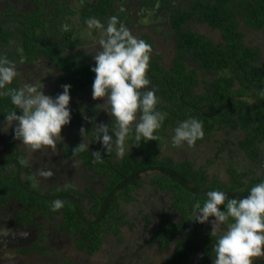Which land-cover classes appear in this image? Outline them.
<instances>
[{
    "label": "trees",
    "instance_id": "1",
    "mask_svg": "<svg viewBox=\"0 0 264 264\" xmlns=\"http://www.w3.org/2000/svg\"><path fill=\"white\" fill-rule=\"evenodd\" d=\"M134 1L36 0V5L28 14H13L7 25V34L16 33V38H34L41 42L34 46L26 44L29 57L43 53L44 58H50L61 67L59 82L71 85L69 107L72 123L89 131L86 135L89 148L75 153L86 167L105 177L103 190L106 192L105 202L111 214L110 220L107 221L104 216L103 223L97 216L89 229L75 209L72 215L74 229L83 235L81 239L77 238L76 247L86 253L100 249L101 228L107 223L108 229L119 235L121 227L128 220L125 211L114 216L113 208L121 207L122 202H132L136 196L134 192L149 184L154 192L163 194L162 200L169 207L153 226L149 221L150 214H143L149 244L152 246L156 243L160 251L168 250L162 254V262L195 264L191 257L197 255L200 264H210L215 256L212 244L220 233L216 231V235H211L206 222L194 220V205L197 202L202 205L206 199L205 193L212 189L224 191L228 197L247 195L253 184L264 179V63L261 47L244 40L245 30L249 29L264 36V0H196L198 5L188 3L186 9L178 7L175 11L171 10V16L167 14L166 17L171 25L163 28V33H169L174 44L169 64H165L161 54L155 50L154 35L143 28L145 26L148 30V26L152 25L142 23V19L153 11L147 10V14H143L145 11L141 12L140 6ZM143 2L155 7L162 5L167 9L174 5L170 0ZM134 6L137 11L132 10ZM111 16L118 17L120 23L150 45L148 87L154 88L159 98L157 108L167 113L161 127L155 132V140H142L136 145L133 134L126 141L122 157L116 155L115 149L105 154L101 144L95 141V133L91 131L95 123L110 124L111 117L96 106V101L90 104L89 99L86 100L91 95L87 91H92L95 73L90 71V66L95 61L92 52L86 53V48L81 47L86 43L80 40V35L72 31L74 28L79 33L87 31L89 28L85 20L89 17L98 18L106 26ZM194 16H199L219 34L209 35L192 25H185V21ZM50 25H58V37L63 40L59 46L52 45L46 38L52 32V29H47ZM68 27L69 32L66 34L59 30ZM90 30L93 34H99L95 29ZM138 30H142V33L138 34ZM56 35L54 33L51 37L56 38ZM159 36L163 38V35ZM78 47L81 48L76 50V56L70 53ZM62 90L61 87L59 92ZM58 93L55 92L53 96ZM2 102L4 105L0 104V115L14 107L11 105L6 108L5 102H10L6 96H0ZM188 117L202 121L203 135L195 142L211 137L217 129L230 128L236 132L237 136L233 139L235 150H238L236 159L221 158L219 163L227 177L224 180L216 174L210 175L204 163L199 165L196 159L186 156L185 152L180 153L188 151V144L177 146L166 139L167 134L173 133L177 123ZM80 142L76 140L75 147ZM216 142L222 148L220 141ZM171 148L180 150L172 156L169 153ZM95 150L104 155L101 160L94 159L92 151ZM102 214L99 212V215ZM173 214L178 215V220L173 219ZM220 228L225 229L226 224H221ZM119 257L120 264H123V260L129 262L121 254ZM254 264H264V255L256 257Z\"/></svg>",
    "mask_w": 264,
    "mask_h": 264
},
{
    "label": "clouds",
    "instance_id": "2",
    "mask_svg": "<svg viewBox=\"0 0 264 264\" xmlns=\"http://www.w3.org/2000/svg\"><path fill=\"white\" fill-rule=\"evenodd\" d=\"M85 24L99 33L93 41L94 54L91 55L95 61L90 66V71L95 73L91 95L93 99L103 100L100 110L111 117L110 124L95 123L91 131L105 154L115 149L116 155L122 157L130 136L134 134L136 145L142 140H155V132L167 116L157 108L159 98L155 89L148 87L150 45L134 35L116 16L109 17L106 26L96 17L87 18ZM17 75L15 63L0 57V96L8 97L14 106L4 115V121L12 126L14 138L33 153L45 147L54 152L57 140L62 139V126L71 119V85H62L63 90L51 96L33 81L10 87ZM79 131L83 140L73 152L89 148L85 142L89 131L83 126ZM202 135V121L188 117L174 127L171 142L177 146L191 145ZM92 155L95 160L104 156L99 150L92 151ZM51 175L50 169L36 168L35 174L27 179L36 188L39 184L36 177ZM205 196L202 205L200 202L194 205V220L204 223L211 217V235H216L219 226L226 224L212 244L215 253L212 264H253V257L264 255V179L253 184L247 195L241 197H228L218 189L207 191ZM63 206L62 199L51 202L53 210Z\"/></svg>",
    "mask_w": 264,
    "mask_h": 264
},
{
    "label": "flooded vegetation",
    "instance_id": "3",
    "mask_svg": "<svg viewBox=\"0 0 264 264\" xmlns=\"http://www.w3.org/2000/svg\"><path fill=\"white\" fill-rule=\"evenodd\" d=\"M170 1H173L175 6H168L169 13L159 16L161 18L159 23L162 19H166L167 14L169 17L171 16V10L175 11L178 7L181 10L186 9L188 3L198 5L196 0ZM140 2L143 3L140 7H145L142 12L151 10L153 13H150L153 15L157 14L160 7L161 9L165 7L162 5L155 7L147 4L148 7L143 0H140ZM35 5L36 0L35 2L34 0H0V50L3 52L0 57L16 64L18 75L12 82L14 87H20L28 81L23 74V67H31L26 65L25 62L22 67L19 66V60L29 61L37 57L43 64L46 59L42 56L43 53L33 55L32 58L28 54L26 44L34 46L35 44H41V42L34 38L29 40L16 38V33L7 34L9 31L7 25L10 23L13 14L16 12L28 14ZM159 14H161V11H159ZM187 20L185 25H209L202 21L199 16ZM168 25H171V23ZM47 29H52V32L48 33L46 37L53 43L52 45H61L60 43L63 40L59 38L60 36L58 37V25H50ZM59 30L66 34V32H69V27L65 30L63 28ZM43 33H46V31ZM54 33L57 34L56 38L51 37ZM79 38L83 41L81 37ZM45 62V66L39 68L36 82L34 80L33 82L38 86H43L45 94L53 96L54 87L57 86L60 89L62 87V82H59L58 77L61 67L51 60H45ZM47 71L51 73L50 83L44 79ZM32 74L37 75V71L33 70ZM41 79L43 81L40 82ZM9 86L12 87V84ZM90 93L89 90L87 94ZM89 97H86V100L89 99L90 104L96 101V106H99L98 101L101 99H93L92 95ZM0 104H3V102ZM5 104L6 108L11 106L10 102H5ZM4 115H0V264H44V261H46L45 264H59L60 259L70 263L69 258H64L63 254L68 253L71 248L79 250L76 247L77 238L81 239L83 236L79 230L74 229L72 215L75 214V209H77L78 215L86 221L85 226H88L89 229L92 226L91 222H94L97 216L100 217L99 219L103 223L104 216L107 221L110 220L111 214L107 211L108 205L105 202L106 192L103 190V179L105 177L86 167L80 156L73 152L74 142L82 140L80 127L73 124L71 119L67 125L62 126V139L57 140L54 152L45 147L33 153L28 146L14 138L12 126L4 121ZM14 124L15 122H13ZM67 128L68 133H65ZM69 131L70 138L66 136ZM36 168L50 169L52 175L50 177H36L39 184L38 187L33 188L27 177L34 175ZM72 173L74 177L70 178ZM78 173H81L83 177L82 184L84 186L82 190L76 191L75 182L77 177H75V174ZM57 198L64 201V206L53 210L51 202ZM160 207L161 209L165 208L164 212L169 208L167 205ZM113 209L114 216L116 213L124 211L123 207ZM83 210L85 213L92 215L93 218L86 219ZM99 212H103V214L99 215ZM160 215L161 213L158 216L156 213L151 217L149 220L153 223L151 226L156 224ZM116 218L119 219V217ZM82 229L84 230V228ZM100 233L102 237L100 245H102L103 238L108 233L113 236L118 235L108 229V223L101 228Z\"/></svg>",
    "mask_w": 264,
    "mask_h": 264
},
{
    "label": "rangeland",
    "instance_id": "4",
    "mask_svg": "<svg viewBox=\"0 0 264 264\" xmlns=\"http://www.w3.org/2000/svg\"><path fill=\"white\" fill-rule=\"evenodd\" d=\"M138 6H142L143 3H141L138 0L134 1ZM142 9V10H141ZM145 9V7H140V11L142 12ZM133 11H137L136 7H132ZM164 13H168L167 7H163L161 9V14L157 12V14L153 15L149 12L147 15V18L143 17L142 23L146 24H152L148 27H150L148 30L145 26H143L144 30L148 31L149 34L154 37H152L155 40V50L161 54L163 62L165 64H169L172 58L173 54V42L171 35L169 33L164 34L163 28L165 25H168L170 23L169 19H162L160 21V17ZM143 14H147V12H144ZM156 23V25H154ZM161 24V25H159ZM147 26V25H146ZM196 29L200 31H204L205 33H208L209 35H215L217 36L219 33L218 30L212 29L207 25H192ZM132 28V26H130ZM73 32H77L78 35H80L81 39H83V43H86V45H83L81 47L86 48L87 52H92V55L94 54V48H93V41L97 38L99 34L95 33L93 35L92 31L90 29L85 30L83 33H79L76 28L72 30ZM137 31V30H136ZM139 33H142V30H138ZM218 33V34H217ZM246 35L244 36L245 41H249L252 45H259L261 47V55H262V61L264 63V36L261 33H257L252 30H245ZM163 35L162 37H158V35ZM166 36L169 38L166 39ZM58 46V45H56ZM81 47H78L77 49L71 50L70 53L76 56V50L80 49ZM154 50V49H153ZM46 61H50V58H46ZM43 61V64L41 61L38 60L37 57L33 60L29 61H23L19 60V66L22 67V64L25 62L26 65L31 66L23 67V74L25 78L28 81H35L37 80L39 68L44 67L46 62ZM16 66V64H15ZM27 69V70H26ZM37 71V75H33L32 71ZM44 70V69H43ZM47 71L46 76L44 79L50 83L51 81V73ZM20 74V73H19ZM40 82L43 81V79L39 80ZM12 87H14L12 83ZM60 88L55 86L53 94L55 92H59ZM90 101V100H89ZM99 104L103 103V100L101 99L98 101ZM68 128L66 129L65 133H68ZM72 131V130H71ZM173 133L167 134L168 137H166L167 140L171 141V136ZM68 138H70V131L69 134H67ZM237 134L233 129L230 128H222L214 130L211 137L201 139L199 142H194L193 144L188 146V151H181L180 153L185 152L186 156H189L190 158L196 159V163L200 165V163H204L206 166L205 168L209 172L210 175H218L221 177V179H225L226 174L223 169L219 167V163L221 161V158H226L227 160H233L236 159L238 155V150H235V144L233 143V139L236 138ZM81 140H83V137L81 136ZM89 138L85 137V142L87 143ZM216 141H220L219 144L222 146V148L217 145ZM172 150H175L172 151ZM180 150L179 148H171L169 150L170 155H177V151ZM221 169V170H220ZM79 176V177H78ZM74 177L73 173L70 176V178ZM76 182H75V190L79 191L80 189H83V177L81 173L75 174ZM147 187L141 188L138 191H135L136 194L134 200L132 202H126L121 203V207H123V210L125 211V218L128 220L127 224H123V227H121V233L118 236H113L111 233H108L104 238L101 245V248L93 253H86L83 250H77L76 248L73 250L66 252L63 254V257L70 260V263H68L66 260L63 261L62 259L59 260V264H77L78 262L86 263V264H120L118 260L120 259L119 254H121L125 259L129 260L125 261L123 260V264H164L161 260L162 254L167 253L168 250L162 249L161 251L158 250V245L156 243H153L152 246L149 244L148 238L146 237V221L143 214L149 213L150 218L154 215L157 216L160 213H163V210L160 206H165V203L163 202V194L154 192L152 190V186L149 184H146ZM84 216L86 219H92L93 216L85 213L83 210ZM173 219L178 220V215L173 214ZM144 218V220H142ZM211 220L206 222L207 226L212 229V225L210 223ZM224 229H221L220 226L217 229V232L220 234L223 232ZM119 237V238H118ZM68 239V238H67ZM75 253V255H73ZM71 255V256H70ZM258 257V256H256ZM253 257V264L255 261V258ZM63 258V259H64ZM46 259V258H44ZM191 261L195 264H200L197 255H193L191 257ZM46 261H44V264ZM212 264V262L210 263Z\"/></svg>",
    "mask_w": 264,
    "mask_h": 264
}]
</instances>
